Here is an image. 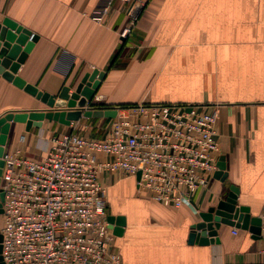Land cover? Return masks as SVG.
Returning <instances> with one entry per match:
<instances>
[{
	"label": "crops",
	"instance_id": "crops-1",
	"mask_svg": "<svg viewBox=\"0 0 264 264\" xmlns=\"http://www.w3.org/2000/svg\"><path fill=\"white\" fill-rule=\"evenodd\" d=\"M100 4L0 0V23L9 19L38 37L16 76L57 96L66 86L74 91L98 69L106 77L91 106L218 105V163L224 158L228 175L223 183L215 172L208 187L194 195L193 207L181 208L139 195L135 178L102 176L108 217L125 218L115 241L122 263L264 264L261 241L247 231L237 229L235 235L233 228L222 226L220 243L206 247L189 240L198 213L225 198L231 185L239 188L238 204L250 207L252 216L261 217L264 211V0H153L123 42L119 34L127 24L126 6L117 1L101 15ZM46 108L0 78V117ZM103 123L84 117L69 126L45 121L29 132L25 124L12 123L4 150L18 147L36 158L42 152L41 137L86 135L83 131L97 132ZM110 228L114 233L117 226Z\"/></svg>",
	"mask_w": 264,
	"mask_h": 264
},
{
	"label": "built area",
	"instance_id": "built-area-1",
	"mask_svg": "<svg viewBox=\"0 0 264 264\" xmlns=\"http://www.w3.org/2000/svg\"><path fill=\"white\" fill-rule=\"evenodd\" d=\"M117 1L126 6L123 42L153 0H101L98 13L105 15ZM99 109L116 111L99 126L101 138L66 132L41 137L36 158L18 147L4 153V264H123L102 176L135 178L139 195L181 208L193 207L194 195L218 170V105L142 102ZM260 218L264 257V211Z\"/></svg>",
	"mask_w": 264,
	"mask_h": 264
},
{
	"label": "water",
	"instance_id": "water-1",
	"mask_svg": "<svg viewBox=\"0 0 264 264\" xmlns=\"http://www.w3.org/2000/svg\"><path fill=\"white\" fill-rule=\"evenodd\" d=\"M38 37L17 25L9 19L0 23V78L12 83L26 94L42 102L47 108L30 112H7L0 117V184L4 162L2 157L5 153L4 147L7 144L11 132L12 123L26 125V131L33 128L41 129L45 121L56 122L65 126L78 122L81 118L89 119H113L116 116L115 110H91L89 104L94 99L101 82L105 79L106 73L95 69L87 74L71 92L70 87H63L57 96L40 91L36 86L27 84L23 79L16 76L20 66L25 62ZM214 178L225 182L228 175L225 172L226 165L224 158ZM240 190L231 185L228 194L207 211L198 213V221L190 227V243L200 246L219 244L218 231L222 226L247 231L255 240L260 239L261 218L252 216L250 207L238 204ZM4 192L0 189V215L3 214ZM109 223L116 224L114 234L118 237L122 234V227L125 225V218L109 217ZM2 235L0 233V264H4L2 253Z\"/></svg>",
	"mask_w": 264,
	"mask_h": 264
},
{
	"label": "rangeland",
	"instance_id": "rangeland-1",
	"mask_svg": "<svg viewBox=\"0 0 264 264\" xmlns=\"http://www.w3.org/2000/svg\"><path fill=\"white\" fill-rule=\"evenodd\" d=\"M97 109H99V107H96L95 110H97ZM83 132L88 133V134H86V135L97 136V138H101L102 135L104 134V131H103V130H100V129H99L97 132H90L89 130H88V131H83ZM89 132H90V133H89ZM34 136H38V132H37V134H35ZM37 153H38V152H37Z\"/></svg>",
	"mask_w": 264,
	"mask_h": 264
},
{
	"label": "trees",
	"instance_id": "trees-1",
	"mask_svg": "<svg viewBox=\"0 0 264 264\" xmlns=\"http://www.w3.org/2000/svg\"><path fill=\"white\" fill-rule=\"evenodd\" d=\"M93 107H100V108H102V106H97V105H93ZM107 120H105V122H106Z\"/></svg>",
	"mask_w": 264,
	"mask_h": 264
}]
</instances>
